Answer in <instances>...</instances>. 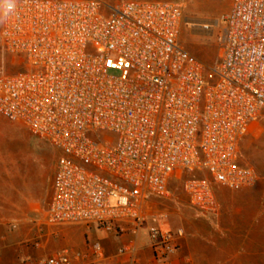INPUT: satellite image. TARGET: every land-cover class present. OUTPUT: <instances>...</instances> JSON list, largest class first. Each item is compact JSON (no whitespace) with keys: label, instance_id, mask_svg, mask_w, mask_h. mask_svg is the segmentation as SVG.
<instances>
[{"label":"built area","instance_id":"obj_1","mask_svg":"<svg viewBox=\"0 0 264 264\" xmlns=\"http://www.w3.org/2000/svg\"><path fill=\"white\" fill-rule=\"evenodd\" d=\"M2 15V48L22 70L0 71V115L62 153L48 225L117 236L149 228L163 259L186 234L162 228L154 203L171 199L175 178L185 177L184 193L208 217L219 215L217 187L261 180L239 154L264 119V0H234L199 20L205 35L221 30L214 65L180 43L183 25L195 27L172 2L14 0ZM92 250L103 255L99 243ZM76 263L94 264L72 251L39 262Z\"/></svg>","mask_w":264,"mask_h":264},{"label":"crops","instance_id":"obj_2","mask_svg":"<svg viewBox=\"0 0 264 264\" xmlns=\"http://www.w3.org/2000/svg\"><path fill=\"white\" fill-rule=\"evenodd\" d=\"M259 175L261 180L251 187H217V217L202 218L180 207L158 211L162 228L186 233L181 250L161 259L155 255L149 228L117 236L87 224L48 225L46 211L22 201L27 193L36 194V182L22 185L15 203L14 192H7V173H0V264H39L64 251L87 256L94 264H264V179ZM8 183L12 189L14 183ZM96 243L103 247L102 256L94 255ZM125 247L134 249L132 255L120 256Z\"/></svg>","mask_w":264,"mask_h":264},{"label":"rangeland","instance_id":"obj_3","mask_svg":"<svg viewBox=\"0 0 264 264\" xmlns=\"http://www.w3.org/2000/svg\"><path fill=\"white\" fill-rule=\"evenodd\" d=\"M110 4L128 0H105ZM152 2H172L181 6L187 23L205 19H217L232 9L234 0H143ZM3 26L2 6H0V32ZM221 30L205 35L195 28L184 24L180 34V43L192 55L208 65L216 64L220 59L218 35ZM18 59L4 52L0 42V71L16 74L22 70L17 64ZM256 129L241 145L239 164L252 167L264 179V119L258 122ZM62 153L48 141L32 134L21 124H14L0 115V173H7V192H14L15 203H19L22 185L27 186L36 182V194H26L23 204L29 208L47 210L52 195V181L57 163ZM185 177L175 178L171 184L172 197L169 200H155L158 211L175 208L192 209L197 216L202 215L191 204L183 190ZM12 181V185L8 182ZM22 204V203H21Z\"/></svg>","mask_w":264,"mask_h":264},{"label":"clouds","instance_id":"obj_4","mask_svg":"<svg viewBox=\"0 0 264 264\" xmlns=\"http://www.w3.org/2000/svg\"><path fill=\"white\" fill-rule=\"evenodd\" d=\"M0 6L5 10H11L14 7V0H0Z\"/></svg>","mask_w":264,"mask_h":264},{"label":"bare ground","instance_id":"obj_5","mask_svg":"<svg viewBox=\"0 0 264 264\" xmlns=\"http://www.w3.org/2000/svg\"><path fill=\"white\" fill-rule=\"evenodd\" d=\"M201 23H203V22H202V21H196V22H193L192 24L194 25V27H195V29H196L197 31H200V29H199V25H200Z\"/></svg>","mask_w":264,"mask_h":264}]
</instances>
